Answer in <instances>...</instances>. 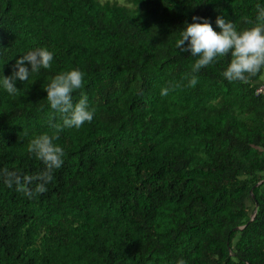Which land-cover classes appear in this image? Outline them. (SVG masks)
I'll return each instance as SVG.
<instances>
[{
	"label": "trees",
	"instance_id": "obj_1",
	"mask_svg": "<svg viewBox=\"0 0 264 264\" xmlns=\"http://www.w3.org/2000/svg\"><path fill=\"white\" fill-rule=\"evenodd\" d=\"M257 4L0 0V77L28 51L54 53L15 95L0 88V264H264V72L229 82L223 57L188 87L197 57L175 46L193 16L242 30ZM72 69L85 85L73 103L86 95L94 119L58 133L63 165L28 198L3 170L42 183L28 146L62 123L43 88Z\"/></svg>",
	"mask_w": 264,
	"mask_h": 264
},
{
	"label": "clouds",
	"instance_id": "obj_2",
	"mask_svg": "<svg viewBox=\"0 0 264 264\" xmlns=\"http://www.w3.org/2000/svg\"><path fill=\"white\" fill-rule=\"evenodd\" d=\"M192 20V23H187L180 31L175 45L179 52H189L192 57H197L192 65L190 78L188 75L184 77L188 80V87H195L198 83L195 73L223 57H231L226 69L221 73L222 77L229 82L247 83L252 77L264 72V6L256 5L255 19L248 21L252 26L242 30L238 29L234 23L226 21L223 16H218L215 21L220 31H216L208 19L193 16ZM53 60L54 53L47 48L28 51L15 60L11 75L0 77V88L9 95H15L19 90L16 87L17 80L26 82L30 73L50 69ZM84 86V73L79 69H72L55 75L43 88L47 93L48 105L54 112L60 114L62 123L51 125L56 134L38 136L28 146V151L41 160L46 167L44 172L35 177L42 183L38 184L33 191L21 181L17 173L4 169L2 174L8 187H12L15 183L16 190L23 192L28 198L46 191L44 185L51 182L53 171L59 169L64 162L63 148L53 143L59 138L58 133L64 128L79 129L94 119L95 110L89 108L86 95L82 94L75 104L72 100V94L83 89ZM176 87L179 85L162 88L161 96H168L169 92ZM31 179L33 178L26 177L25 181L30 182ZM178 264H185V262L180 260Z\"/></svg>",
	"mask_w": 264,
	"mask_h": 264
},
{
	"label": "built area",
	"instance_id": "obj_3",
	"mask_svg": "<svg viewBox=\"0 0 264 264\" xmlns=\"http://www.w3.org/2000/svg\"><path fill=\"white\" fill-rule=\"evenodd\" d=\"M257 94H264V85H261L256 90Z\"/></svg>",
	"mask_w": 264,
	"mask_h": 264
},
{
	"label": "rangeland",
	"instance_id": "obj_4",
	"mask_svg": "<svg viewBox=\"0 0 264 264\" xmlns=\"http://www.w3.org/2000/svg\"><path fill=\"white\" fill-rule=\"evenodd\" d=\"M117 2H119V3H122V0H116Z\"/></svg>",
	"mask_w": 264,
	"mask_h": 264
}]
</instances>
